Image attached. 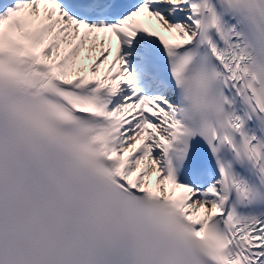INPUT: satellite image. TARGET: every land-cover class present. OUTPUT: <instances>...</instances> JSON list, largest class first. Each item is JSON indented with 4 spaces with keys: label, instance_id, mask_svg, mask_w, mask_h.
I'll return each mask as SVG.
<instances>
[{
    "label": "snow or ice",
    "instance_id": "1",
    "mask_svg": "<svg viewBox=\"0 0 264 264\" xmlns=\"http://www.w3.org/2000/svg\"><path fill=\"white\" fill-rule=\"evenodd\" d=\"M0 264H264V0H0Z\"/></svg>",
    "mask_w": 264,
    "mask_h": 264
}]
</instances>
